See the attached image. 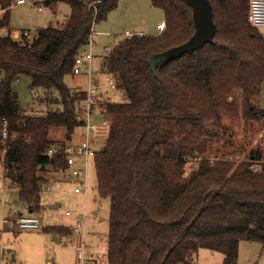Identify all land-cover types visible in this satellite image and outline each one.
<instances>
[{"label": "trees", "instance_id": "1", "mask_svg": "<svg viewBox=\"0 0 264 264\" xmlns=\"http://www.w3.org/2000/svg\"><path fill=\"white\" fill-rule=\"evenodd\" d=\"M118 1L48 0L49 7L68 4L69 16L16 41L8 30L13 0H0V31L7 29L0 34V162L34 213L43 207L46 173L66 169L65 148L82 125L75 112L85 91L64 79L73 75L93 21H104ZM249 1L209 0L213 41L157 67L156 75L150 58L195 31L184 0H150L164 14V29L126 36L101 56V70L125 98L103 105L108 134L93 157L97 193L110 203L106 264H192L199 249L238 264L241 241L264 245V147L247 152L227 126L243 122L264 140V110L256 105L264 34L247 19ZM21 75L44 90L43 114L18 104L11 86ZM48 148L56 152L49 156Z\"/></svg>", "mask_w": 264, "mask_h": 264}, {"label": "rangeland", "instance_id": "2", "mask_svg": "<svg viewBox=\"0 0 264 264\" xmlns=\"http://www.w3.org/2000/svg\"><path fill=\"white\" fill-rule=\"evenodd\" d=\"M43 0H32L22 5L12 4L10 13V27L17 32V36L20 40L23 31H26L27 40L30 41L36 36L37 31L40 28L52 25L58 26L63 20L69 16L70 7L66 3H56L54 6H46L42 3ZM38 2V5L35 4ZM39 7V8H38ZM158 13H161L159 9L151 6L150 0H119L117 7L110 11L106 19L95 25V30L98 35L95 38L94 53L95 56L91 62L92 71V83L103 85L108 83V78L105 72H101L99 68L100 58L102 54V48L108 47L109 50L122 40L124 37L142 33L154 34L156 33L155 19ZM108 31V34H104L102 31ZM260 30L264 34V27ZM7 33V29H3L0 34ZM97 55V56H96ZM3 78V73L0 72V81ZM65 84L72 89H86L89 85V78L85 74L80 75H68L64 79ZM116 84V83H115ZM12 90L16 95L18 104L27 112L38 115L41 111L38 109H47L45 100L46 95L42 89L30 88V78L26 75L19 76L12 83ZM232 98L229 97L228 101ZM111 102H124L125 98L120 89L115 88L110 91ZM256 105L258 108L264 110V81L260 84L259 93L256 98ZM59 107V106H58ZM39 111V112H37ZM93 121V120H92ZM100 118L96 119L95 123H98ZM230 132L232 134H238V142L242 148L247 152L256 148L259 145L264 147V140L260 139L262 132L257 130L256 127L245 128L243 122L238 124H228ZM59 133V130L57 131ZM62 131H60L61 135ZM81 129L75 130L70 143L79 142L81 140ZM260 139V140H259ZM104 140L100 139L97 143H93V148L100 150ZM218 150L222 153L229 152V148L220 146ZM0 162V169L2 167ZM79 164V162H77ZM258 168V165H256ZM63 168H58L57 172L49 170L46 173L47 181L45 184L54 181L49 185L47 190H42L43 203L47 207H43L42 210L36 212L40 220H42V229L47 226L54 225H75L76 214L74 212L84 211V239H83V255L88 264H106V250H107V235L109 231V199L102 198L97 193V182L94 160L90 158L88 160L87 172H86V184L87 195L74 194L73 189L79 182L78 179L69 178L64 172H60ZM59 203L60 207L56 210H50V204ZM72 212L71 216H66L65 212ZM102 219V220H100ZM35 232L40 239L33 235L23 234L20 236H6L3 237L2 230L0 232V240L3 248L5 244V252L7 249H12L15 252L17 250L14 247H18L20 243L27 245L30 249H25V253L18 259H15L13 264H45V260H50L52 264H79L76 250H75V233L68 236L66 243H59L51 236L43 233V230ZM8 237V239H7ZM41 245L39 253L43 254V258L38 263L37 261V248ZM13 247H12V246ZM204 253H198L192 264H223V256L214 251L202 249ZM10 255V254H9ZM9 255L5 254L6 258ZM20 260V261H19ZM238 264H264V245L255 242L241 241L239 243L238 251Z\"/></svg>", "mask_w": 264, "mask_h": 264}, {"label": "built area", "instance_id": "3", "mask_svg": "<svg viewBox=\"0 0 264 264\" xmlns=\"http://www.w3.org/2000/svg\"><path fill=\"white\" fill-rule=\"evenodd\" d=\"M32 0H13V3L17 5L25 4ZM35 4H37L35 2ZM38 5V4H37ZM39 8V7H38ZM248 21L256 27H264V0H250L248 13ZM95 22L93 21L89 35L86 41L85 47L79 51L74 57L73 75H80L84 72L88 77L91 75V62L95 56L94 46L95 38L98 33L95 30ZM165 27V22L160 21L156 24L157 31L161 32ZM142 35L143 33H137ZM110 52L108 47L102 48V54L107 55ZM108 86L111 89L116 88L114 79L110 76L108 78ZM101 97V96H100ZM105 103L99 98L98 90L95 85H89L85 89V97L82 104L75 112L76 119L82 122L79 127L82 131L83 139L78 145H67L64 151L66 169H62L60 172H68L73 178L79 180L74 187V192L82 194L84 197L87 195L86 184V172L88 160L93 159L95 154L99 151L93 148V143H97L98 140H105L108 134L109 121L103 115V105ZM40 112L39 114H43ZM102 114L103 118L100 122H93L92 118L95 115ZM2 139L7 137V124L4 121L1 129ZM54 148H48L45 153L49 156L55 153ZM79 162V164H77ZM76 214L75 225L71 228V232L75 233V250L79 264H88L83 255V239H84V220L85 212H74ZM67 215H71L72 212L67 211ZM2 224L9 227L12 230H37L40 228V219L35 215H20L13 220L3 219ZM1 232V230H0Z\"/></svg>", "mask_w": 264, "mask_h": 264}, {"label": "crops", "instance_id": "4", "mask_svg": "<svg viewBox=\"0 0 264 264\" xmlns=\"http://www.w3.org/2000/svg\"><path fill=\"white\" fill-rule=\"evenodd\" d=\"M156 9H158V8H156ZM159 11L161 13L156 14L157 15V18L155 19L156 20L155 21L156 22L155 24H158L160 21H164V14H163V12L160 9H159ZM155 28H156V25H155ZM8 30H10L12 37L16 41H18L19 37L17 36V32L14 31L10 27V23H9ZM143 30L144 29H142L141 32L144 34V31ZM1 31H0V33H1ZM25 32L26 31H23V34L22 35H24L26 37ZM102 32H104V34H108V31H104L103 30ZM158 33H159V31H157V29H156V33H154V34H158ZM99 68H100V71L103 72L101 70L100 63H99ZM83 74L87 75L85 72ZM105 74L107 76H109L107 73H105ZM88 78H89V83L91 85H95L97 87L99 98H101V100L104 103L111 102L110 101V91L112 89L108 86V84L106 83V84H103V85H99V84H96V83H92V81H91V79H92V71H91L90 77H88ZM81 90H83V89H81ZM84 91H85V89H84ZM38 110L41 111V112H45V109H38ZM39 111H37V112H39ZM98 118H100V121H101V119L103 118V115L102 114L95 115L92 119H93V121H95ZM81 135H82V131H81ZM82 139H83V135H82L81 140L79 142L70 143L68 145H78L82 141ZM63 174H66V176L69 177V178H73L68 172H64ZM73 179H75V178H73ZM52 183H54V181H51L50 183L45 184L43 186V190H47L49 188V185L52 184ZM73 193L74 194H77V193L74 192V189H73ZM41 194H42V192H41ZM77 195H80V194H77ZM41 201L43 203L42 196H41ZM42 206L44 207L45 205L42 204ZM45 207H47V205ZM59 207H60V204L59 203H52V204H50L49 209L50 210H56ZM66 212H65V215L67 217L72 215V214L71 215H67ZM30 214L37 216L20 199L19 188L18 187H15V186H10L9 185V183L7 182V180L5 178V170H4V166L2 164V167L0 169V230H2L3 237L5 238L6 236L11 237V236H17V235L21 237L23 234H26V235H31L32 234L33 235V234H35V232H38L39 230H41L42 227H43L42 226V220H40V228L37 229V230H12L9 227L4 226L2 224V220L3 219L13 220V219L17 218L20 215H30ZM100 220H102V219H100ZM75 221H76V217H75ZM47 227H49V226H47ZM50 227H62V228L69 229L70 232H63V233H49V232H46L44 229H42L43 230V233L48 234L49 236H51L53 238V240H55V241H57L59 243H63V244L66 243L67 240H68V236L70 234H72L71 228L73 227V225H69V226H67V225H54V226H50ZM35 236L40 239V242L42 241V238L40 236H38L37 234H35ZM35 236L33 235L31 238H34L35 239ZM7 239H8V237H7ZM1 244H2V241L0 240V245ZM4 246H5V244L3 243V248H1V251H0V264H13L15 262V259L16 258L19 259L21 257V255L25 253V249H29L27 247V245H25V244L22 245V243H20L18 245V247H14L17 250V252H15L12 249H7L6 252H5V247ZM40 250H41V245L39 244V246L37 248V254H38L37 255V261H36L37 263L39 261H41L42 258H43V254L42 253H39ZM198 253H204V254H202L204 256L207 255V254H205L206 252H204L202 249H199L198 250ZM5 254H7V255L10 254L9 255V258H6L5 257ZM45 264H52V262L47 259V260H45Z\"/></svg>", "mask_w": 264, "mask_h": 264}, {"label": "water", "instance_id": "5", "mask_svg": "<svg viewBox=\"0 0 264 264\" xmlns=\"http://www.w3.org/2000/svg\"><path fill=\"white\" fill-rule=\"evenodd\" d=\"M192 10L195 31L184 43L168 50L154 54L149 60V66L154 75L156 68L166 65L169 61L178 59L185 53L200 49L206 43L213 41L215 24L213 21L212 7L209 0H184ZM48 0H43L47 4Z\"/></svg>", "mask_w": 264, "mask_h": 264}]
</instances>
